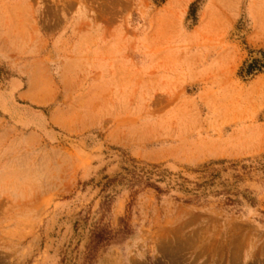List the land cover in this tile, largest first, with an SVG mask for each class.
<instances>
[{"label":"rangeland","instance_id":"374dc122","mask_svg":"<svg viewBox=\"0 0 264 264\" xmlns=\"http://www.w3.org/2000/svg\"><path fill=\"white\" fill-rule=\"evenodd\" d=\"M162 1L0 0V264H264V0Z\"/></svg>","mask_w":264,"mask_h":264},{"label":"crops","instance_id":"0c3cea01","mask_svg":"<svg viewBox=\"0 0 264 264\" xmlns=\"http://www.w3.org/2000/svg\"><path fill=\"white\" fill-rule=\"evenodd\" d=\"M213 10H214V12L217 11V0H207L205 3V6L203 7V14H204L205 18L208 17L211 14V11H213ZM207 20L208 19H203L201 21V23H199L197 30L193 31V33L191 34L192 37H195V38L200 37V34L203 33L202 31H201V33L200 32L198 33V31L200 30V26L203 23L206 25ZM204 27H206V26H204ZM211 37H213L214 39H217V34L208 36V38H211ZM213 67H215V65H213Z\"/></svg>","mask_w":264,"mask_h":264},{"label":"trees","instance_id":"16d2710c","mask_svg":"<svg viewBox=\"0 0 264 264\" xmlns=\"http://www.w3.org/2000/svg\"><path fill=\"white\" fill-rule=\"evenodd\" d=\"M164 2V0L162 1ZM264 66L260 64V60H254L252 63H250L247 67L246 73L248 75L253 74V72L257 70H261Z\"/></svg>","mask_w":264,"mask_h":264}]
</instances>
